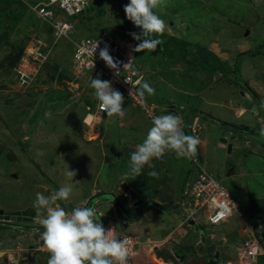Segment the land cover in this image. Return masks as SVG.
<instances>
[{"label":"rangeland","instance_id":"1","mask_svg":"<svg viewBox=\"0 0 264 264\" xmlns=\"http://www.w3.org/2000/svg\"><path fill=\"white\" fill-rule=\"evenodd\" d=\"M7 1L0 0V37L4 31L10 32L8 42L0 38V209L15 211L31 206L37 212L32 222L0 224L1 239L8 241L11 249L16 244L23 248L19 252V264H47L45 255L38 256L39 253L33 254L32 249H28L30 245L42 242L37 229L43 228L38 221L46 215L44 209L34 207L35 196L37 192L48 196L71 183L65 175L67 166L77 173L73 182H80L74 185L68 200L57 201L62 208L66 207V212L84 207L85 203L86 207H90L93 203L95 212L97 209L104 219L108 214V218L115 220L119 233L146 237L144 232L149 231L150 235L146 238L156 241L162 236L160 229L166 228L174 233L169 244L175 243L177 237L181 241L177 245L182 250L195 251L200 232L213 234V241L220 252L219 263L226 264L227 259L233 263L235 252L231 245H224L220 239L231 237L228 244L241 247L244 237L238 233V229L243 228L239 217L232 216L225 223L209 225L205 212L198 211L193 216L195 226L200 229L198 233L194 225L185 223V213L180 207L172 211V202L177 201L179 206L185 198L182 199L185 178L196 176L188 157H178L174 151H166L161 159L152 160L153 168L146 165L141 176L132 175L130 154L135 150V143H141L145 138L151 119L147 120L132 103L124 102L122 107L126 115L123 118L103 114L101 121L89 132L81 119L88 109L94 107V91L86 75L76 76L71 71L69 39L54 40L52 30L32 12L30 4L27 5L35 0H21L25 4L21 7ZM99 2V7L85 21L89 26L88 32L110 33L116 29L126 32L131 29L130 33L133 30L137 34L141 32L126 18L123 8L129 0ZM3 8L12 10L5 11ZM153 11L166 23L164 33L154 38L162 40L163 47H172L174 52L172 64L166 66V55L158 49L135 53L133 64L145 69L142 82H148L155 89V95L145 93L143 98L148 104L156 106L157 115H179L185 134L186 128L193 123V115L198 113L202 130L197 135L200 139L197 148L203 156L201 162L226 187L248 223L254 218L252 221L255 224H249L263 248L264 146L260 144L264 140L258 138L250 145L246 143L247 135L237 145L232 138L229 142L233 147L229 152L218 145L221 130L214 135V127L210 124L217 119L219 128L226 129L229 124L228 128L235 133L242 130L245 123L254 133H259L264 127V108L260 107L264 101V0H162ZM88 32L76 26L72 37L79 38V35ZM169 37L177 39L172 46ZM38 44L45 47L48 57L36 78L27 86L21 85L11 73L20 62L16 54L20 51V56L22 52L25 55ZM205 49L207 52L204 53L217 55L220 62L225 60V64L210 57L204 60V53L200 55V52ZM29 70L33 68L29 67ZM59 74L63 75L60 80ZM75 77L82 85L72 92L67 81ZM204 100H208V104ZM239 106L245 107L246 112L236 117L230 108ZM173 109L175 112H172ZM205 138L208 139L207 149ZM204 155L207 163L204 162ZM197 158L200 161L198 155ZM233 165L238 168L232 169H239L237 177H225L229 171L227 167ZM150 171L158 175L149 176ZM123 184L131 186L133 193L137 191L136 194L142 195V206L134 209L128 206L126 195L118 188ZM101 190L105 193L100 196L110 195L113 200L98 196L96 201L90 198L91 193ZM159 192L164 205L170 207L166 215L152 202L153 195ZM113 203L117 209L111 211ZM117 210H124L131 216L125 218L126 226L122 225L124 217L120 211L119 217L113 218ZM95 219L98 220L97 217ZM131 219L136 222L132 224ZM180 221L184 224L176 228ZM258 222H261L260 227L256 225ZM169 244L161 248V255H158L157 248L150 250L149 254H156L164 261L169 259L171 264H205L189 253L185 260H178L171 253L169 255ZM148 248L151 247L136 251V264H148ZM0 261L4 262L5 258ZM258 264H264V257L258 259Z\"/></svg>","mask_w":264,"mask_h":264},{"label":"clouds","instance_id":"2","mask_svg":"<svg viewBox=\"0 0 264 264\" xmlns=\"http://www.w3.org/2000/svg\"><path fill=\"white\" fill-rule=\"evenodd\" d=\"M99 1L102 2V0H94L92 2L88 1V5L85 8L72 14H69L63 7L60 6L61 0H54L52 2H50V0H35L34 3H27V5L30 4L29 7L37 16H39V14L36 10L41 6H44V4L49 3L46 6V9L52 12L51 19L46 20L41 16H39V18L47 25V28L52 30L55 41L62 38L69 39L72 49L69 59L71 63V71L76 76L83 77L86 75L88 77L87 82H90L89 86L94 91L92 93L95 98V104L92 109H88L87 112H85V116L83 115V118L81 119L82 124L88 127L90 132V129H93L94 126L101 121L103 114H107L109 117L116 116L123 118L126 115L125 108L122 107L124 102L132 103L133 107H136L145 118L151 119V127L148 129L145 138L141 143L136 145L135 150L130 154V172L135 177L141 176L142 169L146 165L149 168H153L154 165L152 164V160L161 159L166 151H174L178 157L189 158L194 157L195 155L197 156V146L200 143V139L197 137L200 130L197 115L193 116V123L191 127L186 128V135L182 128L183 120L179 115H175L173 113L157 115L155 112V106L148 104L144 100L143 97H145V93H147L148 96L155 95V89L148 82H142V80L137 81V90L139 88V93H137V90L136 93L145 105L152 107L155 114L152 118H150L142 107L135 103L131 97L125 96L124 92L120 88L117 90L114 89L111 81L106 80L105 76L101 78L97 76L89 77L88 74H76L74 72L72 52L76 43L84 38L95 37L101 33H107L112 37H119L122 40L134 42V55L136 52H144L145 50L154 52L156 51L157 46H161L163 43L162 40L154 37L160 36L164 33L166 23L156 12L153 11V9L157 8L162 3V0H129V3L124 6L123 10L126 18L136 27L141 29L139 34L135 32L130 33L133 39H126L120 35H112L106 31L101 33L95 32L94 34L86 33L85 35H79V38L72 37V34L75 33L76 20H71L70 18L78 15L92 4H98ZM57 23L59 25H57ZM137 41H139L138 44H136ZM98 46L99 42L97 41L94 53ZM32 48L34 49L29 50L25 55H23L22 52L19 58L20 62L13 68V71H11L12 75L14 73L13 77L19 82V84L25 86L29 85L33 78H36L48 57V52H44L45 47L41 44ZM99 57L105 62L107 67L113 69L116 74L119 75L120 69L117 66V62H115L113 57L109 54L107 47L100 49ZM130 61L124 64L123 68L129 66ZM18 66L21 69H19ZM29 67H32L33 70H29ZM92 67H94V64ZM23 69L29 73L27 74ZM77 79L78 77H75L71 81H67V83H69V87H72V92L76 91L82 85V82L77 81ZM76 93L79 94L78 92ZM98 102L99 107L103 112L98 111ZM260 107L264 108V101L261 102ZM228 130L229 131H222V135H225L228 141L232 138L234 139L239 133L243 135L242 130H240L239 133H235L231 129ZM259 135L261 138H264V127L260 128ZM76 174L75 170L70 171L67 166L65 175L71 183L61 186L59 190H54L53 193L48 196H45L41 192L36 193L34 207L37 209H44L46 211V215L41 217L38 221L39 225L43 228V230H39L40 240L42 242L36 246H32V248H29L32 249V252L33 249H35L50 253L49 258H47V264H126L129 242L127 238L120 239L117 237L119 235L132 233H123L117 236L114 235L113 224H115V220L112 218L104 219V215L100 214L97 209L95 212V209L92 207L93 203H91V207H75L70 213L66 212L64 208L57 204V201L68 200L70 198L73 193L74 185L80 182H73V177H75ZM148 175L156 177L158 173L150 171ZM124 193L125 192H123V194ZM131 194L135 193L130 191L128 196L129 199H132L134 202L141 200L137 196L132 197ZM97 196L111 199L109 197L110 195L100 196L98 192L94 193L91 197H93L94 201H96L99 200ZM142 200L144 202V199ZM112 208H116L115 204H113ZM113 209L111 210L113 211ZM181 210L184 211L186 217V211L183 207H181ZM119 211L121 213V210H118L115 215L113 214V218L116 219L119 217ZM123 212L125 211L123 210ZM95 217H97L98 220H96ZM128 217L129 216H127V218ZM190 220H192L195 224L193 218H190L187 222ZM108 223L112 228L106 229L104 227ZM124 223H126L125 217L124 220L122 219V224ZM139 236L143 241L141 245L152 243H146L143 236ZM208 238L211 240L210 236H208ZM141 245L134 250V254L131 258V264H136L137 260L134 261L137 253L136 251H138ZM158 245L162 244L158 243ZM38 246H44L45 249H38ZM14 248H10L11 250H9V252L6 251V253L11 254L13 252H17L19 256L20 248L17 244ZM190 254L193 255L192 251H190ZM174 256L177 257V254L174 253ZM261 257L262 256L259 258Z\"/></svg>","mask_w":264,"mask_h":264},{"label":"built area","instance_id":"3","mask_svg":"<svg viewBox=\"0 0 264 264\" xmlns=\"http://www.w3.org/2000/svg\"><path fill=\"white\" fill-rule=\"evenodd\" d=\"M54 0H50L52 2ZM88 1L94 0H61L60 6L69 14L79 12L88 5ZM49 3L44 4L36 11L43 19L49 20L52 12L46 9ZM57 25H59L57 23ZM99 42V46L95 49V45ZM107 47L109 54L117 62L120 69L119 75L113 69L106 66L105 62L100 59L99 51L101 48ZM134 42L122 40L119 37H112L107 33H101L95 37L81 39L74 46L72 52V63L76 74H88L89 77L97 76L99 78L105 76L106 80L111 81L114 89L120 88L125 96L131 97L132 100L139 104L145 113L152 118L155 116L152 107L144 104L136 93L138 83L145 75V70L140 65L133 64L134 58ZM131 60V61H130ZM130 61V65L124 67V64ZM94 64V67H92ZM74 86V85H73ZM99 112H103L99 107ZM192 169L196 173L195 178L189 181L182 207L186 211L185 221L198 211H204L206 220L209 225H219L229 221L232 216L239 217L243 222L242 231L244 239L241 247L237 250V264H258L260 256L264 257V249L262 248L256 232L248 221L245 219L241 211L238 209L236 201L233 199L228 190L209 172L197 159V156L189 157ZM106 224V229L112 228ZM117 238L128 240V257L126 264H131V258L134 250L143 243L142 238L136 234L119 235ZM38 249H45L44 246H38Z\"/></svg>","mask_w":264,"mask_h":264},{"label":"crops","instance_id":"4","mask_svg":"<svg viewBox=\"0 0 264 264\" xmlns=\"http://www.w3.org/2000/svg\"><path fill=\"white\" fill-rule=\"evenodd\" d=\"M208 101V100H207ZM207 101L206 100H204L203 102L205 103V104H208L207 103ZM210 105H213V106H216V104L215 103H211ZM156 107V106H155ZM173 108L175 109L176 108V106L174 105L173 106ZM174 109L172 110V112H175L174 111ZM231 110H233L234 112H233V114L236 116V117H240V116H242L245 112H246V109H245V107H241V106H239V107H232V108H230ZM140 112V111H139ZM131 114V113H130ZM143 115V114H142ZM195 115H197L198 116V122L200 123V120H201V117L198 115V113H196V114H194L193 116H195ZM215 118V117H214ZM147 119V118H146ZM147 120H150V119H147ZM194 120H195V117H194ZM216 121L218 122L219 120H217L216 119ZM217 122H215L214 120H213V122H211V124H210V126H213L214 127V132H213V134L214 135H216V133H218L219 132V130H222V131H224V130H226V131H229L228 129H230V128H228V126H229V124H227V126L225 127L226 129H222V128H219L218 127V125H217ZM137 123H139V122H137ZM199 123H198V125H199ZM217 125V126H216ZM243 126V131H247L246 129V127H245V125H246V123L245 124H242ZM199 128H200V130H199V132L198 133H201V124L199 125ZM240 131V130H239ZM239 133V132H238ZM221 135H222V133H221ZM248 134H246V132H243V139L247 136ZM207 138H205V145L207 144ZM246 143H249L250 145H253V143L252 142H250V139L248 138L247 140H246ZM138 144V142H136L135 143V147H136V145ZM260 145H263L264 146V143L263 144H260ZM255 148V147H254ZM206 149H207V145H206ZM197 154H198V156H199V158H200V163L202 164L203 162H201V158L203 157H201L200 156V154H199V150H198V148H197ZM189 159V158H188ZM205 159H206V157H205V155H204V162H206L207 163V161H205ZM189 161H190V159H189ZM191 162V161H190ZM177 164H175L173 167H175ZM203 165V164H202ZM237 165V164H236ZM236 165H233V167H227V170H229L228 171V173H226V176L225 177H229V178H233V177H237V174L239 173V169H232V168H235V167H237ZM242 165H243V163H241L240 164V167H242ZM204 166V165H203ZM205 167V166H204ZM191 168H192V164H191ZM238 168V167H237ZM174 170V169H173ZM192 178H189L188 179V177H186L185 178V181H184V183H183V189H184V187L186 186V188H185V190H184V193L186 192V190H187V186H188V184H189V181L191 180ZM118 188L120 189V192L123 194V192H125L124 193V195H126V197H127V202H128V206H130L132 209H134V208H137L138 206H135V207H133L134 205H135V203L136 202H134L132 199H129V194H130V191H133L132 190V188H131V186H127V185H125V184H123V186L121 187H119L118 186ZM139 188V187H138ZM140 189V188H139ZM140 191H141V189H140ZM104 191H100V192H98L99 194H102ZM127 192V193H126ZM105 193V192H104ZM136 193H137V191H136ZM136 193H135V196L134 197H138V198H140V199H144L143 197H142V195H139V194H137L136 195ZM94 193H91L90 194V197L93 195ZM162 193L161 192H159V193H157V194H154L153 195V199H154V201H152L153 203H154V205L156 204L157 206H159V208L162 210L161 211V213H163V214H168L169 212H170V210H169V208H167L165 205H164V203H163V201L161 200V195ZM184 195V194H183ZM186 195H184L183 197H182V199L185 197ZM158 199V200H157ZM156 200V201H155ZM172 200H173V198H172ZM184 200V199H183ZM158 201V202H157ZM162 203H161V202ZM143 203L144 202H142V203H140L139 204V207H140V205L142 206L143 205ZM84 204V203H83ZM114 204V203H113ZM113 204L112 205H110V209H113L112 208V206H113ZM153 205V206H154ZM155 205V206H156ZM84 207H86V203L84 204ZM179 207L181 208L182 206H181V204L178 206L177 205V201H175V203L173 204V202H172V211L173 210H179ZM117 209V208H116ZM64 210H66L65 208H64ZM112 211V210H111ZM145 211V210H144ZM183 210H181V212H182ZM117 212H118V210H117ZM126 212V211H125ZM184 212V211H183ZM126 214H127V216H130V215H128V213L126 212ZM165 215H163V216H165ZM109 216H108V214H107V217L105 216V218H108ZM131 217V216H130ZM252 220H254V218H251L250 219V224H255V222L254 221H252ZM131 223L133 224V223H135L136 221L135 220H133V219H131ZM186 223H188V222H186ZM260 223L261 222H258L256 225H258V227H260ZM184 223H183V221H180L178 224H177V227L176 228H179V227H181L182 225H183ZM189 224V223H188ZM114 225V228H113V234L114 235H119V234H121V233H119L118 231H117V229H116V226H115V224H113ZM123 226H126V223H124V224H122ZM191 225H194L195 226V224L193 223V224H191ZM166 227H168V226H166ZM196 228H197V231H198V233H199V228L197 227V226H195ZM231 229V228H230ZM238 233H239V236L240 237H244V233H243V231H242V229H238ZM160 233H161V238L160 239H158V240H156V241H152V240H150V239H148V238H146V237H149V235H150V232L149 231H145L144 232V234L146 235V237L144 236V235H141V236H144L145 237V241H146V243H151V245H149V244H147V245H144V246H141V247H139V250H141V249H143V250H146V247H151V248H148L147 249V251H146V255H148L147 257H148V264H160V261L161 262H163L162 264H171V261L168 259V260H163V258H161V257H159V256H157L156 254H149V252H150V250H152L153 251V249L154 248H157L156 250L158 251V252H160L161 251V248L164 246V245H166V244H169V239L171 240L172 239V234H173V236H174V233H173V231H168V229H164V228H161L160 229ZM201 233V235L203 234L204 235V233H202V232H200ZM140 235V234H139ZM205 235H207V237L208 236H210L211 237V240H210V242H213L214 243V241H213V234H205ZM231 238V237H230ZM230 238H228V237H223L222 239H220L221 240V242L224 244V245H231V249L235 252V259L233 260V263L231 262L232 260H230V259H227L226 260V264H236V262H237V255H236V253H237V250L239 249V247H237L236 245H232V244H228V242L227 241H230ZM200 239V238H199ZM199 239L198 240H196V242H195V244L199 241ZM174 242L176 243H171V244H169V246H168V252H169V255H170V253H171V255L173 256V257H175L174 256V253L175 254H177V259L178 260H180V261H183V259L185 260L186 259V256L188 255V253L190 254V251H193L192 249H186V250H182V249H180L179 247H178V245L177 244H179V243H181V241H180V239L179 238H175V240H174ZM158 243L159 244H162V245H158ZM234 246H236V247H234ZM241 246V245H240ZM18 247L20 248V247H22V246H20V245H18ZM216 247H217V245H216ZM263 248H264V246H263ZM29 249H31V248H29ZM218 250V249H217ZM156 251V252H157ZM36 253H39L38 254V256H40V255H45L46 256V258H49V256H50V253H48V252H42L41 250H35V249H33V254H36ZM158 255H161V252H160V254H158ZM152 256V257H151ZM184 256V257H183ZM219 256H220V252H219ZM183 257V258H182ZM224 257V256H223ZM3 258V257H2ZM4 258H5V261L3 262V261H0V264H10L11 263V261H12V258H11V256H10V254H8L7 256H4ZM152 258V259H151ZM153 258H154V260H153ZM176 258V257H175ZM225 259L227 258V256L226 257H224ZM229 258V257H228ZM198 260H203L204 261V259H202V258H198ZM17 261H18V264H19V259H17ZM203 263V262H202Z\"/></svg>","mask_w":264,"mask_h":264},{"label":"water","instance_id":"5","mask_svg":"<svg viewBox=\"0 0 264 264\" xmlns=\"http://www.w3.org/2000/svg\"><path fill=\"white\" fill-rule=\"evenodd\" d=\"M247 35V32L245 33ZM184 66V63H181V67ZM187 65L185 64V67ZM222 133V130H221ZM242 138L243 135L241 133H239L237 135V138L235 137V144H241L242 143ZM218 145L222 148H227V150L230 152L233 144L231 142H229L225 135H222L219 137L218 139ZM132 197L135 196V194H131ZM111 199H113V197L109 196ZM143 200H139L138 202L135 203V206H138L140 203H142ZM91 207V204L89 205ZM4 213V211L2 209H0V215H2ZM122 215L127 219L126 216V212H123L121 210ZM37 216V212L34 208L32 207H26L23 210H15V211H10V212H6L5 213V220H24V221H34L35 218ZM2 217V216H1ZM129 220V219H128ZM130 221V220H129ZM190 224H193V221L190 220L189 221ZM4 242L1 241L0 242V256L5 254V250L3 249L4 246ZM196 245L195 251H192L193 255H196L197 257H205L207 259V264H219V260H220V256H219V251L217 250L216 244L213 242H210V239L208 237H205L203 234L200 236L199 242ZM12 261L10 264H18L17 258H18V253L17 252H13L10 254ZM176 256V255H175ZM183 258V257H182Z\"/></svg>","mask_w":264,"mask_h":264},{"label":"trees","instance_id":"6","mask_svg":"<svg viewBox=\"0 0 264 264\" xmlns=\"http://www.w3.org/2000/svg\"><path fill=\"white\" fill-rule=\"evenodd\" d=\"M7 3H11V5L13 4V5H16V6H18V7H21L22 5H25L24 4V2L23 1H21V0H8L7 1ZM99 4H100V2H98V4L96 3V4H92L90 7H88L87 9H85L84 11H82L81 13H79L78 15H76V16H74V17H71L70 19L71 20H76V23H75V25L76 26H78V27H81L84 31L85 30H87V32H88V28H89V26L86 24V20H87V18L89 17V15H91V12H93V11H95V8L96 7H99ZM5 11L6 10H9V11H11L9 8L8 9H6V8H3ZM100 11H102V8H100ZM13 18H15V17H13ZM90 32H88V33H90V34H94L95 32H92L91 30H89ZM129 31H131V29L130 30H128V32H126V31H124V30H122V29H116L115 31H111L110 32V34H112V35H120V36H122V37H124V38H126V39H133V37L130 35V32ZM132 32H135V31H133L132 30ZM136 33V32H135ZM140 32H138V34H139ZM9 37H10V32L9 33H7L6 31H4L3 33H2V35H1V39L4 41V42H8V40H9ZM169 42H170V45L172 46V43H176L177 42V39H175V37L174 38H172V37H169ZM181 43H182V41H180ZM139 43V41H137V44ZM181 43H180V45H181ZM183 44L185 45V42H183ZM10 45V44H9ZM11 46H14L13 44H11ZM164 46V42L162 43V45L161 46H157V49L158 50H160V51H162V52H164L165 53V55H166V57H165V66H166V64H172V54H173V50H172V47L169 49L168 47L167 48H164L163 47ZM204 47V46H203ZM202 48V47H201ZM20 50V49H19ZM200 50V48L196 51V53L198 52ZM18 51V50H17ZM204 52H207L206 51V49L205 50H202L201 52H200V55H202ZM189 53V52H188ZM190 54V53H189ZM17 55V58L19 59L20 58V51L16 54ZM208 57H210V58H214V60L213 61H215V62H219V63H221V64H225V60H223V62H220V58L217 56V55H214V54H211L210 52H208V53H204V55H203V59L204 60H208ZM17 59V60H18ZM177 59H179V57H177ZM214 62V63H215ZM174 63L175 64H178L177 63V61H174ZM12 62L11 61H9V65L10 66H12ZM14 66V65H13ZM12 66V67H13ZM161 66V65H160ZM11 67V68H12ZM162 67V66H161ZM58 79L60 80V78H62L63 77V75H61V74H59L58 75ZM69 77L71 78V76L69 75ZM68 77V78H69ZM86 99V98H85ZM48 100V99H47ZM91 100V99H90ZM245 127H247V126H245Z\"/></svg>","mask_w":264,"mask_h":264},{"label":"flooded vegetation","instance_id":"7","mask_svg":"<svg viewBox=\"0 0 264 264\" xmlns=\"http://www.w3.org/2000/svg\"><path fill=\"white\" fill-rule=\"evenodd\" d=\"M242 96H244V94H242ZM258 96V95H257ZM247 129V131H243V129H242V132H246V134H248L249 135V139H250V142H254L256 139H258V138H261L260 137V135H259V133H254L253 131H252V129H249L248 127H246ZM262 140H264V138H262ZM263 143H264V141H263ZM28 207H31V206H28ZM26 208V207H25ZM3 210V209H2ZM21 210H23V209H21ZM4 211V213L2 214V215H0V224L1 223H10V222H14V221H18V222H26V221H24V220H22V219H20V220H5V213L6 212H10V211H5V210H3ZM2 216V217H1ZM28 222V221H27ZM40 230V229H39ZM39 230L37 229V232L39 233ZM1 241H3L5 244H4V250L5 251H7V252H9V250H11L10 248H8L9 246H8V244H7V242H6V240L5 239H1V237H0V242ZM29 247H31L32 248V245H30ZM29 247H28V249H29ZM15 249V248H14ZM23 250V248L21 249H19V252L20 251H22ZM8 254L5 252V254H3V255H1L0 256V259H2V257H4V256H7ZM202 259H204V263L205 264H207V259L203 256L202 257Z\"/></svg>","mask_w":264,"mask_h":264}]
</instances>
